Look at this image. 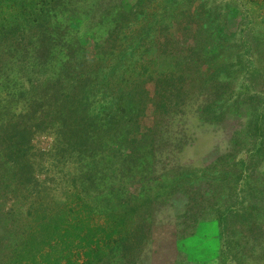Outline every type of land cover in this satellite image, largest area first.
Returning a JSON list of instances; mask_svg holds the SVG:
<instances>
[{"label": "trees", "instance_id": "obj_1", "mask_svg": "<svg viewBox=\"0 0 264 264\" xmlns=\"http://www.w3.org/2000/svg\"><path fill=\"white\" fill-rule=\"evenodd\" d=\"M164 220L264 261V0H0V264H143Z\"/></svg>", "mask_w": 264, "mask_h": 264}, {"label": "rangeland", "instance_id": "obj_2", "mask_svg": "<svg viewBox=\"0 0 264 264\" xmlns=\"http://www.w3.org/2000/svg\"><path fill=\"white\" fill-rule=\"evenodd\" d=\"M189 128L194 132L195 142L190 149L185 150L182 154L183 160H198L209 154L210 151L216 148V144H219V149H224L225 144L222 141L219 133L213 131L204 125L197 124L193 119L190 120ZM173 221L172 214L169 219V223ZM164 220L160 225L159 232H155L153 235V243L151 245L150 256L146 258L143 264H174L178 257V252H182V256L187 254L193 258L201 257L204 259L205 264H215L216 260L211 258L217 252L219 246L214 240L215 229L212 223L201 225L195 236L188 240L181 242H175L173 237H170L169 224L167 225ZM34 247H29L26 252H33ZM232 251V250H231ZM252 256L253 259L245 261L243 264H264L263 260H259ZM229 264V263H228Z\"/></svg>", "mask_w": 264, "mask_h": 264}]
</instances>
